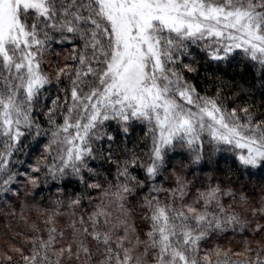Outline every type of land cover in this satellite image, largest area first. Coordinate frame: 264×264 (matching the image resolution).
Masks as SVG:
<instances>
[{"label": "snow or ice", "instance_id": "obj_1", "mask_svg": "<svg viewBox=\"0 0 264 264\" xmlns=\"http://www.w3.org/2000/svg\"><path fill=\"white\" fill-rule=\"evenodd\" d=\"M262 180L264 0H0V264H264Z\"/></svg>", "mask_w": 264, "mask_h": 264}, {"label": "trees", "instance_id": "obj_2", "mask_svg": "<svg viewBox=\"0 0 264 264\" xmlns=\"http://www.w3.org/2000/svg\"><path fill=\"white\" fill-rule=\"evenodd\" d=\"M61 51V55L60 57H58L57 59L60 60L62 62L63 60V55L65 54L63 52V50ZM227 74L224 75V73H221L222 75H224V79L229 81V82H235L238 87L233 89L234 91H239L240 88H244L248 91H251L252 93H254V102L259 103L261 97L259 96V93L257 92V89L260 88V82L258 81V79L256 78V73L251 70H245L243 66H237V67H228L227 68ZM197 83L199 84V81H197ZM200 87L203 88L204 85L200 84ZM212 91L214 92V88L212 89ZM247 93H244V95H246ZM138 131V130H137ZM135 133H133L132 135V140H135ZM121 142H123V137L120 138ZM128 147L131 148L132 147V142L128 143ZM224 165H222L223 167ZM218 175H221V173H218ZM256 179L258 178H252V183H255ZM261 183H264V180L261 181ZM251 186V183H250ZM257 190H258V185H257ZM55 190H53L54 192ZM43 195H47V192L43 193ZM39 195L36 197L37 200H39ZM24 199V195L22 194L21 196V200ZM31 198H29V203H31ZM16 204H19V201H15ZM8 201L4 200L2 197H0V247H5L6 246V241L11 240L13 234L15 232H27V226L25 225L24 221L19 219V212L20 209L19 207H15L10 208L7 206ZM12 211L16 212V216H10L7 215V213H10ZM27 215H30L33 219H35L36 217V213L35 212H31V213H26ZM229 240L230 237L225 238L223 240L220 241V243H222L224 246H228L229 245ZM23 241V237L19 238V242ZM231 245L233 247H236V241L235 240H231Z\"/></svg>", "mask_w": 264, "mask_h": 264}]
</instances>
